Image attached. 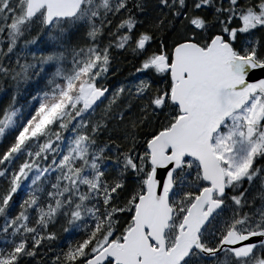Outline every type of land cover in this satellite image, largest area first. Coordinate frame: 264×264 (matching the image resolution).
<instances>
[{
    "label": "snow or ice",
    "instance_id": "snow-or-ice-1",
    "mask_svg": "<svg viewBox=\"0 0 264 264\" xmlns=\"http://www.w3.org/2000/svg\"><path fill=\"white\" fill-rule=\"evenodd\" d=\"M0 264H264V0H0Z\"/></svg>",
    "mask_w": 264,
    "mask_h": 264
}]
</instances>
